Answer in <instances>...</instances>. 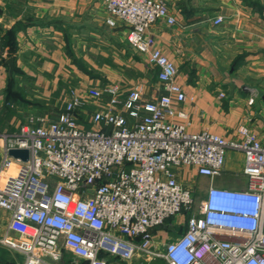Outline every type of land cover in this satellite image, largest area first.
Wrapping results in <instances>:
<instances>
[{"label": "built area", "instance_id": "2783aa9c", "mask_svg": "<svg viewBox=\"0 0 264 264\" xmlns=\"http://www.w3.org/2000/svg\"><path fill=\"white\" fill-rule=\"evenodd\" d=\"M105 4L107 22L126 24L127 41L149 55L164 92L146 99L138 88L122 97L117 84L89 87L85 96L72 90L55 118L29 113L17 130L0 132V208L17 233L0 242L21 252L23 264H41L39 250H54L61 239L88 264H108L109 256L264 264V141L245 125L232 137L189 129L186 111L175 105L187 98L178 68L154 47L152 26L176 21L167 0ZM3 57L0 32V65ZM104 93L109 99L87 117L90 125L81 123L77 110ZM12 149L27 150V160ZM229 151L244 155L243 186L215 181ZM184 168L195 171L189 183ZM201 177L210 180L206 188ZM161 227L166 235L157 240Z\"/></svg>", "mask_w": 264, "mask_h": 264}, {"label": "crops", "instance_id": "0c3cea01", "mask_svg": "<svg viewBox=\"0 0 264 264\" xmlns=\"http://www.w3.org/2000/svg\"><path fill=\"white\" fill-rule=\"evenodd\" d=\"M167 1L176 21L160 19L152 26L154 47L178 68L177 81L187 98L175 105L186 111L189 129L232 137L245 125L264 141V0ZM218 15L223 21L216 24ZM110 16L105 0H0V132L17 130L27 113L55 118L72 90L85 96L89 87L117 84L122 97L138 88L146 99L164 92L149 55L127 41L122 20L109 24ZM9 58H14L12 70ZM5 96L10 106L4 104ZM108 99L104 93L99 103L78 109L79 121L84 123L82 115L100 109ZM243 164V153L229 151L226 170L216 183L245 185L242 174L237 177L232 171H242ZM182 172L181 179L189 183L195 171ZM199 179L203 184L210 181ZM10 217L0 208V236L17 235L9 230ZM165 233L166 227L157 229L156 239ZM38 253L41 264H88L62 239L54 250ZM23 261L21 252L0 242V264ZM108 264L167 262L162 256L128 262L109 256Z\"/></svg>", "mask_w": 264, "mask_h": 264}, {"label": "water", "instance_id": "95a60500", "mask_svg": "<svg viewBox=\"0 0 264 264\" xmlns=\"http://www.w3.org/2000/svg\"><path fill=\"white\" fill-rule=\"evenodd\" d=\"M9 64H10V67H11V70L14 68V58H9L8 60ZM10 154L15 156V157H22L24 160H27L28 158V151L25 150V149H12L10 151Z\"/></svg>", "mask_w": 264, "mask_h": 264}, {"label": "rangeland", "instance_id": "374dc122", "mask_svg": "<svg viewBox=\"0 0 264 264\" xmlns=\"http://www.w3.org/2000/svg\"><path fill=\"white\" fill-rule=\"evenodd\" d=\"M7 101H8V99H7L6 96H5L4 104H5L6 106H10V104L7 103ZM9 108H10V107H9ZM27 115H28V113L26 114V116H27ZM89 115H90V114H89ZM89 115H86V116H85V114L82 115V120L84 121V123L86 122L85 119H87V117H88ZM50 117H51V116H50ZM232 171H234L235 174H238L237 177H239V176L241 175V171H240L239 169H235V170H232ZM237 177H236V178H237ZM236 178H235V179H236ZM202 186H203L204 188H206V187H207V184L204 183ZM178 219H179V220H184V218H183L182 216H179ZM163 240H164V239H163Z\"/></svg>", "mask_w": 264, "mask_h": 264}]
</instances>
